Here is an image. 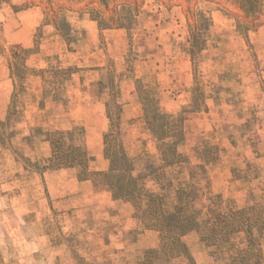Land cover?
Returning <instances> with one entry per match:
<instances>
[{"label":"rangeland","instance_id":"1","mask_svg":"<svg viewBox=\"0 0 264 264\" xmlns=\"http://www.w3.org/2000/svg\"><path fill=\"white\" fill-rule=\"evenodd\" d=\"M0 264H264V0H0Z\"/></svg>","mask_w":264,"mask_h":264},{"label":"trees","instance_id":"2","mask_svg":"<svg viewBox=\"0 0 264 264\" xmlns=\"http://www.w3.org/2000/svg\"><path fill=\"white\" fill-rule=\"evenodd\" d=\"M258 0H241V3L243 2V6H248V10L251 12L254 10L255 4Z\"/></svg>","mask_w":264,"mask_h":264}]
</instances>
